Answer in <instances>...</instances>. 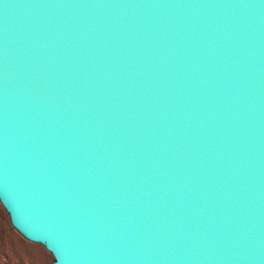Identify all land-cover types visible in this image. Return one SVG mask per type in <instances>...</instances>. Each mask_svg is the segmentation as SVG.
<instances>
[{
    "label": "water",
    "instance_id": "95a60500",
    "mask_svg": "<svg viewBox=\"0 0 264 264\" xmlns=\"http://www.w3.org/2000/svg\"><path fill=\"white\" fill-rule=\"evenodd\" d=\"M0 202L51 264H264V0H0Z\"/></svg>",
    "mask_w": 264,
    "mask_h": 264
},
{
    "label": "rangeland",
    "instance_id": "374dc122",
    "mask_svg": "<svg viewBox=\"0 0 264 264\" xmlns=\"http://www.w3.org/2000/svg\"><path fill=\"white\" fill-rule=\"evenodd\" d=\"M53 255L39 242L29 240L11 224L0 202V264H51Z\"/></svg>",
    "mask_w": 264,
    "mask_h": 264
}]
</instances>
